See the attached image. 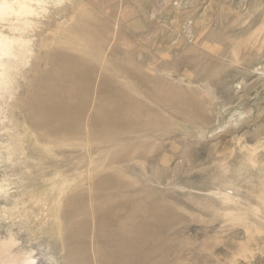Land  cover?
<instances>
[{
    "label": "rangeland",
    "instance_id": "374dc122",
    "mask_svg": "<svg viewBox=\"0 0 264 264\" xmlns=\"http://www.w3.org/2000/svg\"><path fill=\"white\" fill-rule=\"evenodd\" d=\"M32 3L34 12L26 18L0 13V37L9 45L0 53V264H62L68 202L74 197L88 207L97 190L93 179L101 173L131 184L138 179L139 187L122 196L180 205L172 213L184 226L181 264H264V230L248 221L258 205L251 192L264 180V0ZM62 51L87 55L81 70L93 68L73 89L79 97L88 93L80 130L51 133L33 123L43 112L33 113L30 102ZM113 61L123 100L139 106L124 110L134 127L130 132L99 138L91 135L96 127L86 124ZM225 177L238 188L228 189L238 218H212L197 201L203 188ZM176 243L172 249L180 247L179 238Z\"/></svg>",
    "mask_w": 264,
    "mask_h": 264
},
{
    "label": "bare ground",
    "instance_id": "6f19581e",
    "mask_svg": "<svg viewBox=\"0 0 264 264\" xmlns=\"http://www.w3.org/2000/svg\"><path fill=\"white\" fill-rule=\"evenodd\" d=\"M33 1L40 3V0H16V2L12 0H2L0 2V13L9 14L11 12H16L20 17L26 18L28 17V15L34 12V7L32 3ZM8 49H9V45L5 43L3 39L0 37V53L7 52ZM83 49L85 48L82 47V52H83ZM85 56L84 57L79 56V54L77 55L76 53H73V52L65 53L62 51V53H57L55 71L41 78L40 80L41 84H40V87H38V93L36 94L34 100L30 102V107L33 113L43 112L42 114H40V116L36 118L33 117L34 115H31L33 117V120H32L33 123L35 122L36 124V122H38L39 124L44 125L46 129L51 133L64 132V131L73 129L76 126H77L76 130H80L79 122L81 121L80 119L82 117L84 107L87 105V102H88V98H87L88 93H84L83 95L79 97V95H76L73 92V89L74 87H76L78 80H83L85 83L86 76L90 73V71L93 68L90 66L91 68L86 69V71L81 70V65H82V62L84 63L85 61ZM112 68L114 71L111 76L106 75L105 73L101 76L99 86H98L96 106H95L94 111L91 113L90 123L88 119V122L86 124L87 126H91V128L96 127L91 130V135L92 134L98 135L99 138L105 137L106 135H114L118 137L121 134H126L130 132L134 127H131L129 125L130 123L129 121L131 120V117H129L130 116L129 113H126L124 110L127 107L130 108L131 106H139V104L133 100H129V101L123 100V98L126 95L125 93H122L119 90L120 84L116 80L115 74L117 73L120 74L119 69L117 70L116 61L112 62ZM124 77L129 79V77H131V73L125 72ZM113 96H116L119 98L114 99ZM110 105H115V107H110ZM242 156H245V155L242 154ZM247 158H250V157H247ZM237 160L239 161V159ZM249 162L250 161H248V163ZM252 162L253 161L251 160V165L253 167L254 163ZM222 167H224V164ZM201 168H202V171H205L203 170V167ZM219 170L220 169H218L217 171ZM221 170L222 172L226 171V169L224 168ZM259 170H262V168H259ZM263 173L260 175H263ZM101 174H98L99 177H97L96 179H93L95 180L94 185L97 188V190L96 189H95L96 191L92 190V192L93 191L95 192L92 193L93 196H91V200H89L90 204L88 207L86 206V204L81 203L82 201L80 200L79 202H77V200L75 202L74 197L70 199V201L68 202V206L66 205L67 209L64 213V218L66 222L68 223V230L66 231L64 238H63L64 247H63V254L61 257L62 264H179V262L181 264L182 258L185 257L183 255L185 251L181 250V248L183 249V247H181L182 244H180L182 243L180 241V238L183 237L181 235L182 233L181 231H182V228H184V226L182 227L180 226L181 223H180L178 215L172 213L174 212L173 211L174 208H176V211H178L177 207L179 209L180 205L178 206L177 204V207H173V205H175L176 203H173L172 200L170 201L173 203V205L170 202H167L164 200L161 202L159 201V199L157 200V199H151V198H150L151 201L145 204L143 203L142 199H134L128 195L122 196L123 195L122 192L124 190L129 189L132 185H134L135 188L139 187V185L136 186L137 184L140 183L139 181H137L138 179L136 181L139 183H135L136 182L135 181L134 183L132 182L133 184H131L132 180L130 182L121 181L123 177L120 180L117 177H111L109 175H106L105 173H104L105 175H103V173ZM245 174L247 173L245 172ZM245 174L243 176H245ZM157 177L158 176H156V178ZM204 177L205 176L203 175V179ZM257 179L255 178L256 183H257ZM154 180L157 183L160 182V181L158 182L156 179ZM165 180L167 181V179ZM211 181L212 180L210 178L209 182ZM213 182L214 181H212V183ZM89 183L87 184V189L89 188L88 187ZM189 183L190 181L187 183V185ZM196 184H198V182ZM175 185H178V184L176 183ZM193 185L195 186V184ZM199 185H198V188H201ZM245 186L246 188L250 187V186H247V184ZM252 186L254 187V183ZM257 186H258V188L256 187L257 190H255L254 192H251V195L249 194L250 192L247 191L249 192L248 194L250 196H252L253 194L254 199L257 200V201L253 200V202H256V203L258 202V205H255L253 207L251 206L252 212L250 213V216H248L250 218V220L248 221L253 220L252 223L254 222V225H256L255 227L258 226L259 233H260L262 232V230H264V219L263 217H261L262 215L258 208L260 205L264 207V180L263 178L262 180H259ZM250 188L252 189V187ZM228 189L238 190L234 181L230 178L225 177L222 180L217 179V182L214 185L203 188V190H201L202 191L201 194L198 193L200 195L198 196H196L197 194L196 195L194 194V195L197 197V201L200 204L207 205L210 211V214H209L210 217L214 218L217 216L223 217V216L236 215L234 218L236 217L238 218V216L241 214L240 210L238 207L235 206L236 202L231 203L235 207H233L230 204V201L232 200V196L230 195L231 193L228 192L229 191ZM138 194L136 193L135 195H138ZM243 194L246 196L245 197L246 200L251 199V197L249 198L245 193ZM173 196L175 195L173 194ZM152 197L155 198L154 196ZM178 197L180 196L177 195V198H175V200L177 199L178 201ZM182 197L180 198V202H181V199L183 201ZM241 197L242 199L245 200V198H243L244 197L243 195H241ZM249 203L251 202L249 201ZM260 209H263L261 211L264 215V208L261 207ZM248 210L250 211V209ZM178 213H181V212L179 211ZM77 216L81 217L80 218L81 221L79 220L76 223L77 226H75L74 222H75V217ZM87 218H89L90 220L87 221ZM247 218L245 215V219H243V222L245 220L247 222ZM236 221H239V220L236 219ZM89 222L91 224H89ZM202 222H205V221H202ZM226 223L228 222L226 221ZM214 224H216V222L212 223L211 221V225H214ZM226 225L227 226L231 225V223L226 224ZM243 225H246V224H243ZM215 227H218V228H215ZM215 227H214L215 229L220 228L219 224L218 226H215ZM224 227H225V224H224ZM232 227L233 226L231 225V228ZM245 228L246 227H244V229ZM249 228L251 229V227ZM258 228L256 230H258ZM221 229L223 230V228ZM216 231L217 230H215V232ZM248 231H245V232H248ZM180 235L181 237H179ZM245 235H247V233ZM250 235L248 236L250 237ZM248 236H246L247 239H249ZM252 236L253 234L251 235V237ZM178 238H179L178 247L180 246L179 247L180 249L177 248L176 246H175V249H172L173 248L172 246L177 242ZM249 240H252V238ZM88 245H89V248H88ZM91 258H92V262H91ZM30 260L32 261V259ZM27 263L22 261V262H18L15 264H27Z\"/></svg>",
    "mask_w": 264,
    "mask_h": 264
}]
</instances>
